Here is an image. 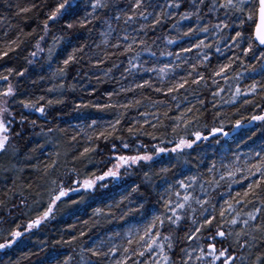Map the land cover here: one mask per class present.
Wrapping results in <instances>:
<instances>
[{
    "label": "snow or ice",
    "instance_id": "6c2138e0",
    "mask_svg": "<svg viewBox=\"0 0 264 264\" xmlns=\"http://www.w3.org/2000/svg\"><path fill=\"white\" fill-rule=\"evenodd\" d=\"M0 9V179L5 182L3 198H0V224L8 223L9 218L14 220V212L26 206L25 189L20 181L27 170L42 172V178L49 186V199L40 214L26 224L16 223L15 227L0 229V252L4 256H8L7 250L18 245L34 229L55 219L61 205L71 200L72 205L97 201L105 205L93 209L92 227L107 228V232L80 244L78 264H264V148L247 154L243 160L241 154L232 152L230 148L225 150L217 156L219 163L217 160L209 162L207 177L197 172L175 179L174 183L165 179L167 187L158 201L164 209L162 213L153 215L139 226L125 228L119 225L120 231L107 227L117 220L127 222L130 216L140 213L153 190L159 187L155 178H166L180 164L181 158L185 165L202 163L206 154L198 153L193 157L192 152L199 148L203 153L202 142L209 136L229 135L224 131L222 120L220 126L209 128L207 124L202 125L201 109L195 105L171 116L172 108L166 99L152 100L145 96L144 99L157 108V113L141 112L140 115L156 116L157 123L152 124L148 120L144 123L156 131L167 129L169 126L160 119L162 115L171 121L172 138L165 139L167 132L157 136L155 131L144 130L137 120L127 127L128 135L137 140L142 135L148 136L159 143L151 146L141 143L133 149V145L118 133L127 110L141 106L143 101L111 102L112 97L119 93L107 92L108 103L89 101L73 107V111L85 108L116 111L115 119L106 125L98 126L97 120L92 119L86 129L81 128L68 138L71 144L83 134L87 146L82 151L72 154L70 160L65 153L63 161L59 150L48 153L56 158L50 163L44 162L43 169L33 163L36 153H43L49 144L58 148L61 137L68 135L67 129L54 122L47 127L39 126V131L34 130L38 127L39 117L47 121L52 110L65 105L66 89L76 90V85L64 83L73 65L100 68L113 57H124L127 62L121 73L124 79L140 72H156L160 86L154 87L151 80H144L136 83L135 88H122L121 92L150 88L165 97L171 96L173 101H177L176 108L180 109V102L173 94L192 85L207 88L208 80H211L217 85L212 96H219L224 89L219 87L215 78L221 77L225 82L239 80V76L228 75L234 63L239 61L245 66L252 83L243 91L237 83L227 102L235 103L240 96H255L258 91L264 99V0H0ZM33 23L35 27H32ZM169 24L168 34L156 35L158 29ZM173 31L174 36L171 34ZM85 33L87 38L81 39ZM209 34L215 38L212 43L207 42ZM49 37L51 44L47 42ZM74 38L77 39L75 45ZM158 40L166 46L179 44L178 52L161 51L159 56L175 57L176 61H181L180 64L174 61L155 66L159 57L153 49ZM183 41L188 46L180 43ZM221 44L231 50L233 56L227 62L212 66V49L222 53ZM62 45L71 49L62 60V66L52 70L47 77L41 75L43 54H47L50 67L55 50ZM194 50L195 62L189 58L181 60L183 53ZM145 53L153 58L150 67H145L149 64L143 59ZM245 60L248 61L246 65ZM123 63V60L119 63L112 60L104 75H109ZM184 64L190 69L186 76L165 81L169 73L174 74L176 68ZM84 78L92 77L86 72ZM95 78L100 80L99 76ZM45 80L59 82L50 83L40 95L29 91V85L34 88ZM199 103L205 105L203 99ZM250 103L252 101L244 100V104ZM161 105L166 110L158 114ZM32 113H38L39 117L30 119ZM220 115L215 113L213 120ZM244 119H247V124ZM256 121L264 124V114L237 119L232 127L239 130ZM203 129H208V135ZM33 135L42 137L43 143L33 141ZM116 141L120 142L119 145ZM215 143L219 144L220 140H215ZM168 144L172 147L169 148ZM102 145L107 146V157L100 162L101 167L94 163V156L104 153ZM163 154L170 157L175 154L177 163H169L155 171L156 158ZM88 164H92L95 170ZM62 166L66 171L54 175ZM133 172L139 180L129 184L127 178ZM234 184L244 186L233 192ZM221 187L227 188L226 193H218L222 203H213L216 199L213 194ZM27 188L31 190L32 184ZM116 190L120 193L119 200L115 199ZM72 194L78 198L73 199ZM17 196L21 197L19 204L14 202ZM84 224L87 225L88 221ZM165 225L167 232L163 231ZM87 235V232L80 231L79 236L73 235L63 243L76 244ZM117 240L121 242L117 243ZM40 252L45 253L40 264H71L74 259L71 255L61 259L58 249L54 248L49 253L46 246H41L38 252L25 253L22 258L39 256ZM0 264H20V259L0 257Z\"/></svg>",
    "mask_w": 264,
    "mask_h": 264
},
{
    "label": "trees",
    "instance_id": "16d2710c",
    "mask_svg": "<svg viewBox=\"0 0 264 264\" xmlns=\"http://www.w3.org/2000/svg\"><path fill=\"white\" fill-rule=\"evenodd\" d=\"M2 10V9H0ZM187 23V22H186ZM36 25L33 23L32 27ZM171 25L169 24L167 27L158 29L156 35L163 36L169 33ZM174 36L175 32H171ZM203 35V34H202ZM87 34H83L81 39H86ZM214 37L212 35H208L207 42L212 43L214 41ZM48 44H51V38H48ZM97 42H99V38L97 37ZM77 43V39H73V45ZM91 44V40L88 41ZM183 43L184 46H188L186 41L180 42ZM222 53L215 52V48L212 49V66L217 65L218 63L227 62V59L233 56V52L228 48H225L223 44L220 45ZM70 47L67 45H62L61 47L55 50V54L51 60V66L49 67V63L46 59V53L43 54L41 58V62L44 64V69L40 72L41 75L49 76L51 71L55 68L62 66V60L66 57L67 53L70 51ZM157 52L159 59L155 61L156 67H161L163 64L168 63L171 64L175 61V63L180 64L181 61H176L175 57L168 56H159L161 51H179L180 47L178 45H165L162 40H158L154 49ZM196 52L195 50L192 53H183L181 56V60L185 58L191 59L192 62H195ZM87 59V58H86ZM143 59L149 61V64L145 65V67H150L153 65V58L149 57L146 53L144 54ZM112 60H116L119 63L121 60L124 61L123 65L120 68L113 69L112 73L105 76L104 73L107 68L111 67ZM112 60L105 65H102L100 68H89L85 64L73 65L69 68L68 76L65 78L64 83L66 85L74 84L76 85L75 91L67 90L64 93V98L66 100L65 105L58 106L56 109L52 110L51 114L48 116L47 121L44 117H39L38 113L30 114V119H37L38 127L34 131H39V126L47 127L51 123H55L60 128L67 129V137H61L59 141V146L54 147L52 144L46 146L43 153H36V159H34L33 163L39 164L40 168L43 169L44 162H51L52 159L56 157L49 156L48 153H54L59 150L61 152V161L65 159L64 154L68 153L67 159H71L72 154L78 153L82 151L84 146H87L86 137L83 134L77 136V141L68 143V138L76 134L80 131L81 128H87V124L91 122L92 119H96L99 125H106L108 121H112L116 117L115 110H104L99 111L95 108H85L80 111H73V107L77 103H88L89 101L93 103H108L107 92H118L119 95H114L112 97L111 102H120L126 103L129 100H142L143 104L139 107H133L127 110L126 116L120 125L121 132L118 133L122 135L124 139L130 142L133 145V149L137 147L139 144H147L151 146L152 144H158V140H151L148 136H140L137 140L136 137H130L127 133V127L131 124H134L135 121L139 120L140 124L143 126V129L148 132L155 131L157 136H161L165 132H167V136L165 139H171V121L165 119L162 115H160V119L163 121L165 125L169 127L167 129L160 128L158 131L152 129L150 124L144 123L145 120L150 121L152 124L157 123L156 116L149 115L147 117L141 116V112H151L157 113V108L152 107L151 102L145 100V96H150L152 100H167L168 105L171 106L172 111L169 113L171 116H176L180 114L184 108L189 107L191 105H195L197 109H201V124H207L209 128L213 126H220L221 120L223 121L224 131L229 133L228 136H223L222 134H217L216 137L209 136L207 141L202 142L203 153H201V149H196L192 152V156H197L198 153L206 154L204 156V160L198 166H193L195 162L192 164H183V158H181L180 164L177 167L173 168V171L168 174L166 178L157 177L155 178V183L159 185L158 188L154 189L151 196L145 201V208L141 210L140 213H135L130 216L125 221H114L112 225L107 226L108 228H112L113 230L120 231L119 225H124L125 228L129 225H141L146 223L153 215L160 214L164 211L162 204L159 201L160 194L164 193L167 184L165 183V179L169 182L174 183L175 179H182L186 175L196 174L197 172L203 173L205 177H207V166L211 160H217V156L220 153H223L227 149H231L232 152H236L241 154V159H246L247 154H254L256 151H260L261 148H264V124L259 121L253 122L250 127L242 128L239 130H234L232 125L237 119L248 118L252 115H261L264 114V99L261 98V95L258 93L253 96H240L236 99L235 103H228L229 99L232 96V93L235 90V85L239 83L242 91L252 83V80L249 79L248 73L245 69L244 65H241L239 61H236L229 70L228 75L230 77L239 76L240 79H230L225 82L223 78L216 77L215 79L219 81V87L223 88L224 91L220 93L219 96L213 97L212 92L217 90V85L212 84L211 80H208V87L204 88L201 86L192 85L191 87L185 89H181L179 93H175L180 102V109L176 108L177 101H173L171 96L165 97L160 93L154 92L150 88L144 89H136L133 92H121L122 88L132 87L135 88L136 83H142L144 80H151L154 87L160 86V81L158 74L156 72H140L135 74V76H128L127 79H124L122 76L123 67L127 66L126 59L124 57H120L117 59L113 57ZM248 63L245 60V65ZM189 66L187 64L182 65L181 67L176 68L175 73H169L167 77H165V81L167 80H178L181 76H186L189 71ZM200 71H204V69H200ZM88 73L91 79L84 78V73ZM124 75H127L126 73ZM206 77L208 73H205ZM99 76L100 80L97 81L95 77ZM258 79V77H257ZM59 81L49 82L47 80L41 82L36 85L34 88L29 85V91L34 95L43 94L42 90L46 87L50 86V83H58ZM231 85V89L229 88ZM56 95V94H49ZM187 97L185 100L184 97ZM203 99L205 101V105L201 106L199 100ZM252 101L250 104H244V100ZM216 105L214 108L213 105ZM259 105V107L257 106ZM166 110L164 105L159 106V113L162 114L163 111ZM123 111V110H121ZM219 112L221 115L219 118L213 120L214 114ZM53 117L55 120L53 121ZM244 123L247 124V119H244ZM90 131V130H89ZM206 135H208V129H203ZM252 132H255V135H252ZM251 137V138H249ZM31 139L33 141H39L43 143L42 137L32 136ZM219 139L220 143L216 144L215 140ZM119 145V141H116ZM169 148L172 147L171 144L167 145ZM104 147V153L102 155L94 156V163L99 166H103L100 164L101 161L105 160L107 157V146L102 145ZM191 159V157H189ZM157 162L153 165V169L155 171H159V168L162 166H166L169 163L176 164L175 154H172L170 157L169 154H163L160 157L156 158ZM87 163V162H86ZM217 163L218 160H217ZM71 165H68L70 167ZM88 167L95 170L92 164H88ZM66 168L62 166L54 175H61ZM133 180L138 181L139 177L133 172V175L127 178V182L129 184L132 183ZM4 181L0 179V198H3V187ZM20 183L24 186V196L27 198L26 206L14 212L15 219L9 218L8 223L0 224V229H7L11 227H15L16 223L26 224L29 219H34L38 214H40L47 205L49 196H48V184L45 179L42 178V172H35L31 169L27 170L21 178ZM247 181H245L246 185ZM32 184L31 190H28L27 185ZM244 185L234 184L232 186L233 192L240 190ZM199 189H197V193ZM219 192H227L226 187H221L217 190V193L213 195L216 199L213 200V203H222L218 193ZM115 199L119 200L120 193L119 190H116L114 193ZM72 198L76 199L75 194H72ZM225 198H227L225 196ZM21 197L17 196L14 200L15 203L19 204ZM174 199V197H173ZM108 203H112V201H108ZM11 206V205H10ZM96 207H105V205L99 201L95 203H82L79 205H72L71 200H67L64 205H61L60 210L56 213V218L53 220L46 221L41 228L34 229L30 235H26L25 238L21 240V242L14 246L11 249H8V256H4L3 252H0V257H4L7 260L9 257L11 259L16 260L20 259V264H40V259L45 256L44 252H40L39 256H29L24 259L25 253H30L34 251H39L41 246H46L48 252L51 253L53 249H58L61 253V259H63L67 255L73 256V260L71 264H78L79 261V251L80 244H84L86 241L90 242L92 239H95L98 235H105L107 232V228H93L92 220L93 217V209ZM84 221H88V224L85 225ZM168 228L165 225L163 231L167 232ZM80 231H85L88 233L87 236L80 238L79 243L76 244H64L63 241L70 240L73 235L79 236ZM57 241H61L60 244H57ZM117 243L121 241L117 240Z\"/></svg>",
    "mask_w": 264,
    "mask_h": 264
}]
</instances>
